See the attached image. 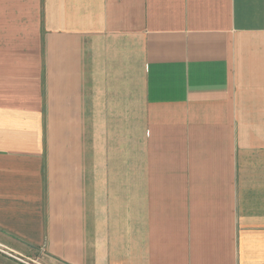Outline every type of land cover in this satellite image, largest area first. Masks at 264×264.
Segmentation results:
<instances>
[{
	"label": "crops",
	"instance_id": "0c3cea01",
	"mask_svg": "<svg viewBox=\"0 0 264 264\" xmlns=\"http://www.w3.org/2000/svg\"><path fill=\"white\" fill-rule=\"evenodd\" d=\"M0 238L264 264V0H0Z\"/></svg>",
	"mask_w": 264,
	"mask_h": 264
},
{
	"label": "rangeland",
	"instance_id": "374dc122",
	"mask_svg": "<svg viewBox=\"0 0 264 264\" xmlns=\"http://www.w3.org/2000/svg\"><path fill=\"white\" fill-rule=\"evenodd\" d=\"M1 246L17 248L13 243L6 238H0ZM4 248L0 247V264H51L44 255L36 250H26L22 252H2Z\"/></svg>",
	"mask_w": 264,
	"mask_h": 264
}]
</instances>
